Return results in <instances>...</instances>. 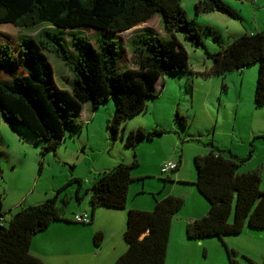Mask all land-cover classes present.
I'll use <instances>...</instances> for the list:
<instances>
[{"label":"trees","instance_id":"trees-1","mask_svg":"<svg viewBox=\"0 0 264 264\" xmlns=\"http://www.w3.org/2000/svg\"><path fill=\"white\" fill-rule=\"evenodd\" d=\"M193 6L196 13L217 10L231 14L218 0H196ZM155 12L160 13L164 28L172 35L174 30L180 31L195 44L204 46L200 25L186 16L180 0H0V24H10L20 30H36L35 36L19 35L14 45L0 41V66L10 74L6 79L0 78V111L4 119L43 140L45 151L57 147L66 136L81 128L79 116L84 102L89 101L98 108L101 102L113 97L114 117L108 127L115 136L123 119L145 110V98L157 95L155 76L187 68L184 59L182 63L168 60L164 39L146 27L131 33L125 43L120 37L107 36H118L116 34L145 22ZM80 26L98 29L99 36L91 41L83 32L77 31ZM63 29L72 31L71 43L76 48L74 58L64 43ZM165 41L170 45L171 41ZM175 43L180 55L182 47L177 41ZM123 48L129 50L132 63L139 67L132 69L143 84L139 94L134 93L127 81L122 84L118 80L131 70L118 67ZM16 49L20 68L14 56ZM46 52L53 53L73 71L70 88L57 85ZM206 55L211 63L199 72L204 77L222 76L230 70H240L257 62L252 102L255 107L264 105V30L244 32L216 50L207 51ZM149 71H153V77ZM175 116L186 123L177 112ZM160 132L138 126L121 136L123 144L133 148L140 140H150ZM223 152L214 148L193 157L196 171L193 183L207 200L208 209L203 216L186 224L188 238L236 234L245 224L264 228V185L260 188V174L257 170L237 171L250 154L239 157ZM134 165L135 159L116 163L98 173L80 193L83 180L71 178L69 181L76 187L74 194L65 200L80 202L87 194L91 210L96 206L125 207ZM162 178L164 186L169 178ZM151 196L154 199L151 209H127L123 231L126 248L112 264H164L170 223L184 199L171 194L157 198L156 192ZM60 210L53 198L46 199L36 205L20 207L7 224L0 211V264H45L29 251L30 242L32 236L50 222L68 221L61 216ZM73 214L71 220L76 223L92 220L91 214L87 213V222L76 221ZM101 239L100 231L93 233L95 245Z\"/></svg>","mask_w":264,"mask_h":264},{"label":"rangeland","instance_id":"rangeland-1","mask_svg":"<svg viewBox=\"0 0 264 264\" xmlns=\"http://www.w3.org/2000/svg\"><path fill=\"white\" fill-rule=\"evenodd\" d=\"M180 1L186 16L200 25L203 47L192 42L180 31L174 30V35H172L164 28L159 12H155L145 22L116 34L118 36L114 34L107 35L114 39L120 37L121 41L125 43L131 33L146 27L157 33L161 40L164 39L168 60L182 63L184 59L187 65L184 70L162 75L171 82L172 89L167 90L166 88L162 90L160 95L145 98L147 108L123 119L117 126L115 136L108 127L114 117L115 99L113 97H109L101 102L100 106L98 105L97 115L88 124V135L85 129L86 123H82L81 128L73 135H65L66 137L57 147L45 151L43 150V140L38 139L33 133L20 125L8 123L0 111V209L3 212L4 223L7 224L11 216L20 207L36 205L50 198H53L55 204L61 207L60 214L64 218L68 219L73 213L82 211L78 207L79 202L73 199H70L69 202L65 200L68 195L74 194L72 187H76V184L69 180L75 177L82 178V180L89 178L95 172V165H99L103 161L113 159L107 169L118 162H125L127 153L130 152V155H132L136 147H140L142 144L146 145L150 140L142 139L132 148L123 144L121 134L138 127L139 124H144L147 130L151 129L153 127L151 125L155 121L153 116L161 118L166 124L167 131L171 132L176 139L178 134H180V138L182 137L181 134H185L186 140L183 144L186 151L182 153L183 176H196L193 164L194 153H188L191 148H203V153L199 154L207 153L211 147L219 148L225 152L228 151V148H232V150L238 151L243 156H246L247 148L252 149V157L241 164L237 171L254 168L256 166L255 162L264 157V106L255 107L252 102L257 62L242 67V72L230 70L222 76L210 75L204 77L199 73L208 68L211 63L206 55L207 51L216 50L220 45H225L244 32L264 30V0H218L220 4L229 9L231 14L217 10L196 13L193 6L196 0ZM12 27L10 24H0V41L14 45L13 43L19 35L35 36L36 33L35 29L20 30ZM62 31L64 43L70 50L69 55L74 58L76 48L71 43L72 31L68 29ZM77 31L83 32L91 41L99 36L97 35L99 30L89 26H80ZM165 40L171 41L170 45L166 44ZM176 41L182 47L180 55L176 51ZM46 53L53 65L57 85L70 88L73 82V71L62 60L55 57L53 53ZM128 54L129 50L123 48L118 67L120 69L130 68L131 70L127 74L121 75L118 80L122 84L127 81L134 93L139 94L143 84L134 75L132 58ZM14 56L16 65L20 68L17 49ZM143 69L146 71V68ZM5 71L0 66L1 79L10 76ZM149 72L150 74H148L153 77V71ZM240 75L244 76L241 96L243 100L246 101L247 99L251 109L248 112L249 124L245 129L239 128L238 114H236L234 124L230 119L231 115L222 114V101L224 98L235 97L237 91L235 85L239 83ZM155 79L158 80V77L155 76ZM119 82H117V85ZM191 91L195 93V101L202 102L200 97L208 93L217 105L219 125L214 130L211 131V127H204L200 131L197 127V119L192 117L191 108H189ZM219 100L221 105L218 104ZM89 103L91 104V102ZM176 112L186 119L185 124L176 118ZM215 113L216 110L213 114ZM197 114V117H199L205 113L199 108ZM199 120H205V124H208V119L205 116H200ZM170 135L168 133L163 139L168 140ZM72 136H75V140L71 143L73 141ZM64 141L69 142V148H67ZM137 150L139 152V148ZM161 151L160 149L152 155L150 153L144 155L146 164L141 163L132 166L131 175L133 179L129 184L137 185L139 190L148 191V195H151L152 190L157 192L154 188L162 185L163 181L161 179L165 176L154 173L155 161ZM179 154L180 148L178 147L175 156ZM166 159L171 158H163L160 164ZM257 170L261 172L260 188H262L264 185V171ZM171 180L170 178L166 180L165 185L161 187L159 192L168 190ZM65 183L67 184L64 185ZM89 184L90 182H82L81 191L87 188ZM174 185L175 187L180 186V184ZM193 185L195 186L194 183ZM199 195L203 201V206L204 204L208 206L207 200L201 194ZM81 203L88 205L89 211H86L90 213L91 206L87 200V194L83 195ZM186 206L189 210L190 204L188 201ZM95 208L97 213L95 212L91 222L83 224L65 223L70 226L65 237L79 242L85 241V246L92 245L91 255L96 257L94 261L97 264H112L113 260L126 248L123 231L128 208L127 205L123 208L104 206H96ZM120 213H123V216H120ZM231 214L233 215V210ZM232 215H230L229 220ZM183 226V222L180 221L177 228L173 227V234H171L173 240L169 239L168 241L164 264H261L263 262L264 228L251 227L245 224L236 234L209 235L188 240L185 237ZM48 229L41 230L32 236L29 251L36 256H38V252L42 251L44 254L48 253L53 256L51 258H56L57 261H70V257L61 254L62 249L59 247L58 240L50 243V239L54 237L48 232ZM96 231H100L102 234V239L97 245L92 240L93 233ZM177 231L182 233L180 240L176 236ZM91 260L93 261V259Z\"/></svg>","mask_w":264,"mask_h":264},{"label":"crops","instance_id":"crops-1","mask_svg":"<svg viewBox=\"0 0 264 264\" xmlns=\"http://www.w3.org/2000/svg\"><path fill=\"white\" fill-rule=\"evenodd\" d=\"M251 32V31H248ZM254 32V31H253ZM128 56L131 57L130 53L128 54ZM133 61V60H132ZM132 63V62H131ZM134 68L136 69L138 68V66H136V64L133 63ZM130 69V68H128ZM239 72H242V68L240 70H238ZM227 74V73H225ZM158 80H156L154 78V86H155V91L157 92L158 95L161 94L163 89L167 90H171L172 89V84L171 82L168 81V79L164 78L162 75H158ZM243 75H240L239 77V83L235 85V87H237V91H236V95L234 98H224L222 101V106H223V115H231L232 117L230 118L233 121V124L235 122V118H236V114H238V125L240 129H245V127L248 126V112L251 110L250 109V104L249 102L245 100H243L242 96H241V91H242V86H243ZM224 87V85H223ZM157 96V95H156ZM202 102H197L195 101V93H193L192 91L190 92V103H189V108H191V114L192 117L194 119H197V127L199 128V130L201 131V129H203L204 127H211V131L214 130V128L216 126H218V122H219V117H218V107L217 105L214 103V100L212 99V97L206 93L205 95L200 97ZM219 99V98H217ZM219 105H221V101L219 100L218 102ZM199 105V106H197ZM264 106V105H263ZM199 108H201L204 111V115H200V116H205L208 119V124H205V120H199L200 116L197 117V112L199 110ZM97 109L93 107L89 102H84L82 110L80 112V120L82 123H86L85 125V129L88 135V124L95 118V116L97 115ZM216 110V113H214V111ZM155 117V121L154 123L151 125L153 126L151 129L149 130H153V129H158L161 132L159 134L154 135L148 144L146 145H141L140 147H136L134 149V152L132 155H130V152L127 153V158L125 160V162H129L132 159L136 160V165H140L141 163L146 164V161L144 160V155H148V153H150L151 155L157 151H159L160 149L161 154L157 157L156 161H155V172L156 175H165L168 174V178L172 179L171 180V184L168 187V190L164 191V192H159L161 189V186L158 187L156 186L154 189L157 190L156 192V197L160 198L163 197L167 194H174V195H178L184 198V202L182 204V207L174 214L171 223H170V230H169V236H168V241L169 239L173 238L171 237L172 233V229L177 228L179 226L180 221L183 222V227H184V234H185V227L186 224L193 220L196 219L198 217L203 216L208 209V206H206L204 204L203 206V201L200 197V193L198 192V190L196 189V187L193 185V181L195 179L194 176H183V157H182V153L183 151H186L185 145L183 144V142L186 140V136H184L185 134H181V136L183 137H179L180 134H178L177 139L174 137V135H172L171 132L167 131L166 129V124L161 120V118ZM91 120V121H90ZM138 126H141L142 128H145L144 124H139ZM171 127V126H170ZM227 133H231L229 131H226ZM125 132H123L122 134H124ZM168 133H170V137L168 138V140L163 139L164 136H166ZM206 133V131H205ZM207 133H209L207 131ZM73 141L75 140V136L73 137ZM122 139V136H121ZM179 141V142H178ZM67 148L70 147L69 142L64 141ZM137 145V144H136ZM135 145V146H136ZM180 148V154L178 156H175V151L177 150V148ZM139 148V152L138 149ZM216 147H211V149H214ZM219 149V148H217ZM221 150V149H220ZM228 151H224L223 153L226 154L227 152L234 154L236 156L239 157H243L242 154H240L238 151L232 150V148H228ZM250 149L247 148V153L246 155L250 153L249 157L246 160H249L252 155L251 152L249 151ZM203 151V148H197V149H189L188 153H194L193 157L196 155H203V154H199ZM223 151V150H222ZM132 153V152H131ZM203 153V152H202ZM136 154V156H135ZM165 157H169L174 161H177L178 165L177 168L169 171L167 173H161L160 169H159V164L161 162V160ZM245 160V161H246ZM113 159H111L110 161H103L101 163H99V165H95V172L93 173V175L91 174L89 178H84L83 182L85 183H89L93 180L94 176L97 175L98 173L102 172L103 170L107 169L108 165H111ZM255 167L249 170H257L259 169L260 171H264V157L261 160H258L255 162ZM94 167V166H93ZM243 171H247V170H241L240 172ZM258 171V170H257ZM259 172V171H258ZM260 176H261V172H259ZM77 178V177H75ZM82 179V178H80ZM82 184V183H81ZM174 184H180V186L178 185V187H175ZM81 187V186H80ZM72 189L75 190V186L72 187ZM81 192V188H79L78 193ZM152 192H154L152 190ZM149 192L145 191V190H139L138 186L135 184H129L128 188H127V197H126V203L125 205H127V208H139V209H151V207L153 206L154 203V199L151 195H148ZM82 199L80 200V202L78 203V207H80L82 211H86L88 209V205H86V203H81ZM189 202L190 204V208L188 210V207L186 206V202ZM197 205H199V207H197ZM91 210V209H90ZM1 211V209H0ZM86 211L89 215L91 214V217L93 219V215L95 214V212L97 213V209L94 207L90 213ZM123 216V213H120V216ZM69 222H73L71 220V217H68V221L65 220H54L52 222H50V224L46 227L49 228L48 232L54 237L50 239V243H52L53 241L58 240L59 241V247L62 249L61 254L70 257V261H57L56 258H51L53 256H51L50 254L46 253L44 254V252L40 251L38 252V257H40L43 262L45 264H97L96 261H94V259H96L95 256L91 255V251L93 250L92 245H86L85 246V241L83 242H79V241H75V240H70L67 237H65V234L69 231V225L65 224V223H69ZM45 228V229H46ZM44 230V229H43ZM182 233H180L179 231L176 232V236L178 238V240H180L182 238ZM186 237V235H185ZM188 240L190 238L186 237ZM190 245L192 243H189ZM91 248V250H89ZM90 252V255H89ZM122 253V252H121ZM120 253V254H121ZM119 254V255H120ZM118 255V256H119ZM117 258V257H116ZM115 258V259H116ZM93 259V261L91 260ZM114 259V260H115ZM113 260V262H114ZM112 262V263H113Z\"/></svg>","mask_w":264,"mask_h":264},{"label":"built area","instance_id":"built-area-1","mask_svg":"<svg viewBox=\"0 0 264 264\" xmlns=\"http://www.w3.org/2000/svg\"><path fill=\"white\" fill-rule=\"evenodd\" d=\"M176 166H177L176 161L171 160V159H166L160 164L159 169L161 173H166L168 171L175 169ZM73 219L76 221H82V222H87L89 220L87 213L84 211L74 213Z\"/></svg>","mask_w":264,"mask_h":264}]
</instances>
